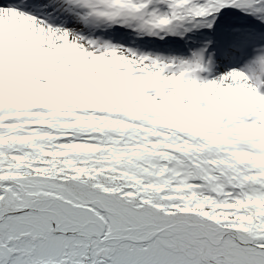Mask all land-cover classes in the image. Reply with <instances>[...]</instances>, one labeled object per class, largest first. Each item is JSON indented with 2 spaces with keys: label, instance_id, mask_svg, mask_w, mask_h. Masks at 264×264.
Wrapping results in <instances>:
<instances>
[{
  "label": "snow or ice",
  "instance_id": "obj_1",
  "mask_svg": "<svg viewBox=\"0 0 264 264\" xmlns=\"http://www.w3.org/2000/svg\"><path fill=\"white\" fill-rule=\"evenodd\" d=\"M0 264H264V0H0Z\"/></svg>",
  "mask_w": 264,
  "mask_h": 264
}]
</instances>
